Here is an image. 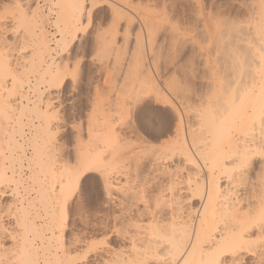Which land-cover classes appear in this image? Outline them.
I'll return each mask as SVG.
<instances>
[{
    "label": "snow or ice",
    "instance_id": "obj_1",
    "mask_svg": "<svg viewBox=\"0 0 264 264\" xmlns=\"http://www.w3.org/2000/svg\"><path fill=\"white\" fill-rule=\"evenodd\" d=\"M33 2L35 10L29 9L24 13L15 27L11 26L7 16L3 21V26L9 29L5 39L15 33L24 59L13 69L10 63L5 62L4 54L0 53V77L4 78L5 86L8 81L13 83L7 98L0 94V132L4 134L3 143H0V161L3 164L0 168V215L11 216L15 211L18 226L26 230L34 214L47 211L45 219L58 224V228L53 227V233L61 231L65 236L68 222L75 219L81 228L77 230L73 226L72 239L77 242V252L83 254V264H92L93 255L104 251L107 245L118 247L114 244L118 237L122 236L126 241L134 227L128 221L134 220L138 212L145 215L151 212L153 218L159 216L162 223H158L152 232L157 241L163 243L156 254L152 253L150 244L147 248L141 245L143 258L134 259L131 264H159L161 256L163 264H264V195L259 197L258 204L250 201L246 212L241 206L239 212L244 213L243 217L231 214L230 210L228 214L221 212L219 221L215 214L208 221L202 219L197 211L195 218H201L199 228L193 226L189 230L185 226L182 233H177L175 229L169 233V214L175 217L178 210L182 214L187 207L185 197L176 199L178 188L175 177L182 179L184 172L191 174L197 168L201 169L198 175H203L204 166L200 161L207 163L209 159V153L200 149L195 138L183 154V159L191 167L182 168L178 173L163 174L156 172L155 164L147 172L138 168L137 182L132 186V192L126 191L123 197L130 204L115 209V225L109 216L104 238L89 241L82 234L94 227L91 209L95 206L97 195L107 192L111 196L109 166L121 156L128 155L125 142L119 135V127L126 121L117 123L111 107L112 101L124 94V86L118 84L113 88H102L94 79L98 66L103 63L101 38L106 37L113 28L117 32L123 31L124 23L117 21L114 15H98L105 7L104 0H92L91 5L88 0ZM189 4L191 0H154L148 7L164 17L159 30L165 35L160 63L167 57L171 61L170 72L181 64L191 66L193 76L186 80V87L189 93L200 99L197 114L202 126L208 124L213 129L209 134L213 136L212 147L217 157L209 169L212 175H204L205 185L201 194V199L207 197L211 203L212 189L217 186L215 163L219 157H223L224 167L230 170L226 173L230 186L232 181L239 179L245 185L251 182L254 190L257 184L264 187V11L257 24V38L250 43V47L259 48V55L249 60L246 53L238 52L237 56L241 57L239 62L233 56L221 67L217 53V66L213 68L211 63L207 66L202 61L197 64L196 55H203L205 48L211 55L215 46L211 25H218L220 21L215 16L205 18L195 11V5L190 11ZM261 6L264 9V0H261ZM49 9L55 15L45 17ZM53 20L55 27L50 28ZM202 23L208 25V30L201 28ZM48 31L54 32L57 40L59 63L56 65H48V56L44 52L47 41L40 43V52L37 53L35 39L29 40L30 34L40 36ZM21 36L24 41L22 45ZM169 36L172 37L171 44ZM144 45L143 56L147 57V38ZM201 67L204 69L203 79L200 76ZM237 72L241 77L238 83L235 81ZM41 76L45 83L40 87L45 95L40 97L37 112L16 115L11 97V93L17 90L16 82H19V91L23 94L25 79L30 84L33 77L39 81ZM244 76L251 80V84L245 82ZM49 96L52 99L45 108L43 100ZM126 105L129 118L134 115L137 125L146 135L170 129L172 120L167 113L140 106L133 113L131 99L126 101ZM102 112L107 119H101ZM120 115L123 116V113ZM30 119L41 122V132L35 139L29 134L27 121ZM216 125L222 129L219 133L215 131ZM249 136L251 139H248ZM225 152L227 155H224ZM9 171L11 177L8 176ZM254 171L259 173L258 180L252 179ZM92 173L96 176L92 177ZM169 176L173 178L169 179ZM41 177L42 180L39 179ZM90 178L96 179L95 185H89ZM38 180L43 207L36 205ZM191 183L189 175L188 184L191 186ZM21 209H26L27 215H22ZM204 215L207 216V212ZM220 222L224 224L223 229L219 227ZM206 223L209 228L202 235ZM100 226L97 220L95 227ZM238 226L242 227L238 230ZM14 239L27 252L28 241L21 243L20 237ZM31 243L36 255L28 253L22 257L20 264H65L60 260L41 261L39 241ZM132 247L136 249L135 243Z\"/></svg>",
    "mask_w": 264,
    "mask_h": 264
},
{
    "label": "bare ground",
    "instance_id": "obj_2",
    "mask_svg": "<svg viewBox=\"0 0 264 264\" xmlns=\"http://www.w3.org/2000/svg\"><path fill=\"white\" fill-rule=\"evenodd\" d=\"M31 2H32L31 0H24V3L26 5H30ZM261 13H262V11L260 12V14ZM217 17H218V15H217ZM214 25L215 24L211 25V34H212V38L215 42V46L212 49L211 55H209L207 48H205L203 55L198 54V58L200 57V60L203 62L204 66H207L209 63H211L213 68H215L217 66V53H219V64L221 67L225 64L226 61L230 60V57H233V56H236L237 62H239L241 57L237 56L238 52L246 53L247 59H249V60L252 58V56H258L259 55V48L258 47H256V46L250 47V43L252 42V40L254 38H257V27L252 25L253 27L249 28V27L245 26L244 30H241L238 32L236 30L235 31L233 30L234 34L231 33V35L232 34L233 35L228 37L229 38V41H227L228 44L224 45L225 43L222 41L224 43L222 45V43L219 41L220 39H217L216 30L214 28ZM233 27H234V25H233ZM239 27H241V26H239ZM201 28L204 30H208V25L203 23ZM222 29H224V28H222ZM220 30H221V28H220ZM229 30H231V29H229ZM235 32H237V33H235ZM42 37H45V36H42ZM42 37H39L38 42L35 43L37 53L40 52V47H39L40 43L44 42V39ZM225 37H227V36L225 35ZM1 40H0V53L4 54V56L6 57L5 62L10 63L11 68L15 69L16 65L18 64L17 58L15 56H13L12 49L10 47L6 46L4 43H2ZM225 40H228V39H225ZM44 49H47V44H46V47ZM38 62H39V56L37 58V63ZM137 64H138V62H137ZM132 65H133V62H132ZM139 68H140V66H139ZM201 69H203V67H201ZM188 72L189 73L186 74V77L184 76L183 77L184 79H182V81L180 80V83H179V80H177V81L176 80H174V81L170 80V82H169L167 79H165L166 81L164 82V84L166 85V88H167L166 91L164 90L165 87L162 88L163 90L161 88L159 89L157 84L154 83L155 85H154V87L151 88V90L153 88H155V89L158 88L157 91L155 89H153L152 90L153 92H154V90L156 91L153 93L149 90L150 93L149 92L148 93L150 96H148V94L145 95V92L148 91V89L146 87L149 88L150 85L153 84V83H151L149 86H146V84H145V86H146L145 88L147 90L144 88V91H142V92H144L145 96H142L143 95L142 92H140L142 95L141 94L139 95V92H137L138 94L137 93H135V94L131 93L130 95H128V97H127L128 99L124 98L125 101L131 99L132 104L134 106V108L132 107V110L134 109L133 113L135 112V109L137 106L147 108V109H158L161 112L167 113L169 118L172 120V122L170 125V129H165L162 131H153L150 134L151 136L146 135L143 131L140 130L139 126L137 125V123L135 121L134 115H133L132 119L130 118L131 121H130V123L127 124V126L130 124L128 127L126 126L127 122L124 123L125 126L127 127L126 129H129L135 135L137 134V136L139 138L143 137V135H145V136H147L146 139H148L149 138L148 136H150V138L153 137L154 140H157L155 142L156 143L159 142L160 145H158V147H154V148H152L154 146V145H152V147L149 148L148 150L143 151V153L140 152L139 154H136L133 157L121 156L118 161L112 163L109 166V170H108L109 176H110L111 196L109 197L107 192H104L102 194V196L104 198V202L106 205L114 204L118 208H122L126 203L130 204V201L126 200L123 197H125L126 191L132 192V186L134 184H136V182H137V170H138V168H143V170H144V167L148 166V168L150 170L153 168V166L155 164L156 165V172L163 174V173H173V172L178 173V172H180V170L182 168L191 167V165H188L187 161L183 159V154L187 152V145L192 144L193 139L195 138L196 142L200 146V149L205 150L209 153V159H208L207 163H205L203 160L200 161V164H202L204 166L203 167V175H198V173H200L201 169L197 168L191 174H189L188 172H184L182 179L180 176L175 177V186L178 188V191L175 194L176 199L180 200L181 197H185L187 200V207H186V211H184L182 214L178 210V214L175 217H173L171 214H169V216H168V227H169V233L170 234H171V231L173 229H175V231L177 233H182L185 226L189 230H191L193 226H195L196 228H199L201 218L210 221L214 214L216 215L217 221H219L220 220L219 214L221 212L228 214L231 210V214H233V215L239 214L241 217H243L244 213L239 212V209L241 208V206L244 207L245 212H246L250 206V204H249L250 201L252 202V204H258L259 203V197L264 195V187H261L259 184H257V187L254 190L251 182H248L247 185H245V184H242L239 181V179H237L235 181H232L231 186H230L229 180H228V175H226V173H228L230 170L224 167L223 157H219L218 162L215 163V173H216L215 179H216V185L217 186L213 187V189H212V201L210 203L207 197H205L204 199H201V194L204 191V185H205L204 175H208V176L212 175L209 169L213 166V160H214V158L217 157V154L214 152L213 147H212L213 136L209 134L210 131H212L213 129L210 128L208 124H203V126H202V121L197 114V109L200 105V99L198 98L197 95L189 93V91L186 87V80H188L189 78H191L193 76L191 70H188ZM130 74H131V72H130ZM126 78H127V76H126ZM201 79H203V76H201ZM240 79H241L240 73L237 72L235 74V81L238 83ZM244 80L246 83L251 84V80L247 76H244ZM257 80L259 81V77H257ZM16 83H17V88H19V82L17 81ZM43 83H45V81L43 80V77L41 76L40 80L37 81V84H34L36 86L32 87V90H33V88L35 91L38 90V84H43ZM147 83L149 84L150 82H147ZM8 85H10V86L8 87ZM143 85H141V86H143ZM141 86H140V89H141ZM12 87H13L12 82L9 81V83H7L5 86L4 78L0 77V94H2L3 96L5 94L10 95V90L12 89ZM110 87H111V85H110ZM218 87H219V84L217 83V88ZM137 88H138V86H137ZM151 93H153V94L151 95ZM5 98H7V97L5 96ZM106 99H107V97H106ZM145 99H150L151 101H149V103H146L147 101L144 102ZM118 100H121V98L118 99L116 97L112 101V105H111L112 108H114V106H116V109H117V106H118V105H116L117 103L120 105L122 103H124L123 99H122L123 101L121 100L122 102L120 101L121 103ZM28 101H30V100L27 99V102ZM25 104H26V102H25ZM123 106L127 107V105L122 104L120 106L121 111L124 109ZM26 107L32 108L31 110H29V112L30 111L32 112V110H34V108H36V106L32 107V106H27L24 104L22 105V103H21L20 108H22V110ZM120 107L118 106V108H120ZM19 115H20V113H19ZM119 115H117V118L121 117V116L118 117ZM105 117L106 116H104V113L102 112V119L104 120ZM127 117H128V115H127ZM33 127H35V129H36V126H33ZM119 129H121V128H119ZM37 130H39V129H37ZM215 131L217 133H219L220 131H222V129L220 128L219 125H216ZM123 132H121L120 134H125ZM38 134H39V132H38ZM162 139H164V141ZM165 139H167V140H165ZM248 139H251V136H249ZM147 142H148V144H150L149 145V147H150L151 142H154V141H150V139H149V140H147ZM0 143H2L1 134H0ZM241 143L243 146V139H242ZM127 147H128V145H127ZM224 155H227V152H225ZM130 159H132V161H133V168H134L133 173H128L129 171L128 172L126 171L127 170L126 169L127 164L124 163V161L129 162ZM160 161L161 162L165 161L168 163L170 162L172 164H171V166L168 165L166 167V165H165L163 167V164H161ZM1 163H0V168L3 167V164H1ZM131 165H132V163H131ZM129 169H130V167H129ZM145 172H147V170ZM189 175H191V180H192L191 186L188 184ZM8 176L11 177L12 173H10ZM221 177H223L222 180H221ZM258 177H259V173L254 171L252 173V179L258 180ZM112 178L115 180L114 181L111 180ZM168 178L172 179L173 177L169 176ZM153 179L154 180L156 179L155 174L153 175ZM197 180L199 181L198 184H197ZM181 185H183V186L181 187ZM220 185H222V186H220ZM36 191H37V189H36ZM37 192H39V191H37ZM169 195H171V193H169ZM38 197H39V200L41 201V193ZM40 201H38V202H40ZM5 209H7V208H5ZM197 211H199L201 213V218H195ZM205 212H207V216L204 215ZM12 213L14 215H16L15 211H13ZM21 214L27 215L26 209H21ZM106 215H108V214H106ZM110 215L112 217V223H113V225H115V221H116L115 213H112V214L110 213ZM1 217H2V215H0V264H20V260L22 259V257L27 255L28 253H31V255L35 256L36 250L32 247L31 242L38 239L41 236V234H42L40 231L41 229H39V227H38L40 224L36 225L34 220H33V217H32V219L30 221H28L27 228L25 230V229L20 228L18 226L19 222L15 219L16 228L14 227L15 229L9 230L7 228V226H5V224L2 222ZM108 219H109V217H108ZM108 219L104 222L102 221L103 222L102 224H104V231L106 230V224H107ZM128 223L134 225L132 233H129L126 241L124 240V238L122 236L118 237L117 238L118 247H113V246H109V245H107L105 247L104 251H102V264H131V262L134 259L140 260L143 258V250L141 249V245H143L145 248H147V247H149V244H150L151 249H152V253L156 254L158 252L160 244H162L163 242L157 241L155 235L152 232V229L154 227H156V225L158 223H162L159 216H156L155 218H153V215L151 212L147 213L146 215L138 212L136 215V218L134 220L128 221ZM49 225H46V226H49ZM53 226L58 228V224H53ZM135 226H138V227H135ZM219 227L221 229L224 228L223 222L219 223ZM239 227H242V226H238V230H239ZM208 228H209V225L206 223L204 226V232L202 233V235L206 234ZM48 229H51V228H48ZM42 231H44V230H42ZM49 231H52V230H49ZM62 234H63V232H61V231H57L56 233H53V231H52L51 236L54 235L56 239L61 240ZM109 235H111V233H109ZM257 235H258V229H257ZM15 237H20L21 243L23 241H28L27 252L22 250V248L17 244V240L14 239ZM43 238H44V236H42L41 239H43ZM48 239L50 240V238H48ZM185 239H187V237H185ZM5 240H10L11 243L6 245ZM49 240H47V242H49ZM40 241H39V243H41V248H43L49 244V243L47 245L45 244V246H44L43 243ZM70 241H72V240H70ZM73 242L76 244V241H73ZM74 243H72V244H74ZM133 243H135V245H136L135 250L132 247ZM57 247H58V245H57ZM57 247H56V249L61 248V252H57L56 250L54 252H52L51 258L54 257L52 261L60 260V261H64L65 263L71 262L72 257L70 256L71 254L69 255V249L67 247H64V245L61 243V241H60L59 248H57ZM164 255H166V253H164ZM46 258H47V256H46ZM159 264H163L162 256H161Z\"/></svg>",
    "mask_w": 264,
    "mask_h": 264
},
{
    "label": "rangeland",
    "instance_id": "obj_3",
    "mask_svg": "<svg viewBox=\"0 0 264 264\" xmlns=\"http://www.w3.org/2000/svg\"><path fill=\"white\" fill-rule=\"evenodd\" d=\"M31 1L32 2L30 5H26L24 3V0H0V38L2 39V40L1 39L0 40L6 46H8L12 49L13 56H15L17 58L18 63H21L23 61L24 57L21 55L20 47L17 46L16 35L13 32L9 39H5V35H6V33H8L9 29H6L2 23L4 21L5 16H7V17H9V22H10L11 26L15 27L17 20L22 18L24 13L28 12L29 9L35 10V3L33 2V0H31ZM38 2H40L42 4L43 3H51L52 0H38ZM88 2L91 5L92 0H88ZM153 2H154V0H104L105 7L102 10H100L98 13L99 16L107 15L108 17H112L114 15L117 21L122 20L124 23L123 31L117 32L116 29L113 28L111 30V32L106 37L101 38V44L103 45V48H104V52L102 55L103 63L101 66H98L95 77H94L95 81L98 84H100V86L102 88L103 87L113 88V87H116L119 83H120L119 85L124 86V94H122V96L118 95L117 96L118 99H120V98H121V100L122 99L124 100V98L128 99L127 97L131 93L135 94V93L139 92V95H140L141 94L140 92L144 91V88L146 86H149L151 83H153V84L150 85V87H149L150 89L148 87H146L148 89V91H146L147 89L145 88L146 89L145 95L148 94V96H150L149 95L150 91L153 92L152 90L155 89V88H153L151 90V88L154 87L155 84H157L159 89L160 88L162 89L165 87L164 90L166 91L167 88H166V85L164 84V82L166 81L165 79H167L169 82H170V80H173V81L179 80V83H180V80L182 81V79H184L183 77L184 76L186 77V74L189 73L188 70H191V66H189L187 64H181L178 69L172 68V70L170 72L169 68L171 67V61L167 57H165L164 62L162 64L160 63V50L164 46L165 35L162 34L159 30L161 29V26L163 24L164 17H163L162 13L157 14L148 7ZM243 2H244V6L241 7V0H191V4H189L188 7H189V10L192 11L193 10L192 5H195L196 6L195 11L202 13L205 18L212 17V16L217 17V15H218L217 18L220 19L219 20L220 24L214 25V28L216 30V36H217V39H220L219 41L222 43V45L224 43H225L224 45H226V44H228L227 41H229L228 37L232 36L234 34L233 32L235 30L237 32L244 30V27L245 26L249 27V24H251V27H253V26L257 27L258 21L261 18L260 12L264 11V9H262V6H261V0H255V1L254 0H249V1L243 0ZM49 15L54 16L55 13L51 9H49V11L47 13H45V17H47ZM231 23L234 25V27ZM202 24H201V26H202ZM239 26H241V27H239ZM54 27H55V21L53 20V23L50 25V28H54ZM220 28H221V30H220ZM222 28H224V29H222ZM229 29H231L232 31ZM237 32H235V33H237ZM231 33H233V34L231 35ZM225 35L227 37H225ZM42 36H45V37H42ZM39 37H42L44 39V41H47V49H44V52L47 53V56H48V65H56L57 63H59V58L56 55L57 40H56L55 33L48 31V32L42 33L41 36H36L33 33V34L29 35V40L35 39V43H36V42H38ZM145 38H147V49H148V56L147 57L143 56V50H144V46H145L144 45ZM225 39H228V40H225ZM168 40H169V43L171 44L172 37L169 36ZM23 42H24L23 36H21L20 44L22 45ZM153 49H155V54L153 53ZM190 55H191V52H190ZM30 57H31V53L29 54V59H30ZM149 59L151 60V63H149ZM196 61H197V64H199L201 62L200 57L198 58V54L196 55ZM132 62H133V65H132ZM137 62H138V64H137ZM109 64L111 65V67H109ZM139 66L141 69L139 68ZM177 71H179V75H177ZM203 71H204V69L200 68V75L201 76H203ZM130 72H131V74H130ZM192 74H193V72H192ZM126 76H127V78H126ZM36 80L37 79L35 77H33L31 83L29 84L28 80L25 79L23 94L20 93L19 88H17V90H16L17 93L16 92H14V94L11 93V97H12V101H13L12 107L15 110L16 115H19V113H21V112H26V111L29 112V110L32 109V108L26 107L22 110V108H20L21 103H22V105L24 104V105L32 106V107L36 106V108H34L35 111L32 110V112L31 111L30 112L33 114H35L37 112L38 106L41 102L40 97L44 96L45 92L40 87V84H38V90L35 91L34 88L32 90V87L36 86L34 84H37ZM147 82H150V83L148 84ZM7 83H9V81ZM145 84H146V86H145ZM110 85H111V87H110ZM141 85H143V86H141ZM9 86L10 85H8V87ZM137 86H138V88H137ZM140 86H141V89H140ZM94 89H95V85H93V90ZM157 89H155V90L157 91ZM155 90H154V92H156ZM153 93H151V95ZM142 94H141L142 96H145L144 92H142ZM7 95L5 94L4 97L9 96V95L8 96ZM53 96H54V94H53ZM56 98L58 99V97H56ZM27 99L31 101V104H30V101L27 102ZM51 99H52V96H49V98L43 100V104H44L45 108L48 107ZM121 100H118V101L120 102ZM126 101L124 100V103H122V104L126 105ZM149 101H151V100L150 99L144 100V102H146V103H149ZM25 102H26V104H25ZM116 105H118L119 107L121 106L118 103ZM118 106H117V109H116V106H114V108L116 110L114 108H112L113 113H115L114 118L117 119L116 120L117 123H119L121 120L126 121L127 122L126 126H127V124L130 123V121H131L129 118V108H127L126 106H125L126 107L125 108L123 106L124 109L121 111V107L118 108ZM132 107L134 108L133 104H132ZM121 112L123 113V116L119 115ZM117 115H119L118 117H120V116L121 117L117 118ZM127 115H128V117H127ZM132 118H133V116L131 117V119ZM101 119H102V113H101ZM104 119H107V118L105 117ZM27 123L29 125L30 136L33 139L37 138L41 132V128H39L40 123H41L40 120L36 119L33 122L30 119L29 122L27 121ZM123 125L121 124L119 127V128H121V129H119V135L122 137V140L125 142V146H126L125 148L128 149L127 157H133L136 154H139L140 152L143 153V151H146L149 148H151L152 145H154L152 148L158 147V145H160L159 142L158 143L155 142L157 140H154L153 137L150 138L151 135L148 136L149 137L148 139H146L147 136H145V135H143V137L139 138L137 136V134L135 135L129 129H126L130 124L127 127L125 126L124 123H123ZM33 126H36V129ZM37 129H39V130H37ZM38 132H39V134H38ZM121 132H123L125 134H120ZM0 134L2 136V143H3L4 134L1 132H0ZM149 139H150V141L155 142V143L151 142L150 147H149L150 144H148V142H147V140H149ZM162 140L164 141V139H162ZM165 140H167V139H165ZM5 145L6 144H4V147H7V145L6 146ZM127 145H128V147H127ZM130 160H129L130 163H128L126 165L127 170L126 169L125 170L127 172L129 171L128 173H133V171H134L133 170L134 169L133 168V161H132V159H130ZM1 162L2 161H0V163ZM131 163H132V165H131ZM160 163L163 164V167L165 165H166V167L168 165L171 166V164H172L170 162L168 163L165 161H162V162L160 161ZM129 167H130V169H129ZM146 170L147 171L149 170L148 166L144 167V171H146ZM10 173H11V171L8 172V175ZM91 176L95 177L96 174L92 173ZM39 179L42 180V177ZM111 180L114 181L115 179L112 178ZM88 183H89V185H95L96 179L90 178ZM40 187H41V184L38 180L36 183L37 191H39ZM37 191H36V205L38 207H43V205L40 202H38V201H40L39 197H38L40 195V191L39 192H37ZM114 208L116 209L118 207L115 206L114 204L106 205L104 202L103 196L97 195L95 206H94V208L91 209V216H92L94 227L92 230H90L86 233H82L83 235H86L88 237L89 241H91L93 239H101V240L103 239L102 236H103L105 231H104V224H102V223L108 219L110 213L111 214L115 213ZM6 210L7 209H5V211ZM106 214H108V215H106ZM47 216H48L47 211L40 212L39 214H34L32 216L35 224L36 225L40 224L38 227H39V229H41L40 231L42 233L41 236L36 240H38V241L41 240L40 242H42L44 246H45V244L46 245L48 243L50 244V245L48 244L47 246L43 247L45 249L44 250L43 248H41V243H39L40 244L39 245V259L41 261H47V260L51 259V261H52L54 257L51 258V256H52L51 253L54 252L55 250L57 251L56 247L58 245L57 248H59L60 241H61V243L64 245V247H67L69 249V255L71 254L70 256L72 257L71 262H68L65 264H83V254H82V252L81 253L77 252L76 244L73 242V239L71 238L74 235L73 226H75L77 230H80L81 225L75 219L70 220L68 222L67 228H66L67 236H65L63 233L62 234L63 239L61 238V240H59V239H56L54 235L51 236L52 231H49V230H52L54 226H53L50 219H47V220L45 219V217H47ZM1 219H2V222L5 224V226H7V228L9 230L10 229L13 230L16 228V226H15V215L13 213L11 216L2 215ZM97 220H99V222H100V225H101L100 227H95V222ZM46 225H49V226H46ZM48 228H51V229H48ZM42 230H44V231H42ZM42 236H44L43 239H41ZM48 238H50V240ZM47 240H49V242H47ZM70 240H72V241H70ZM65 241H67V244L65 243ZM71 242L74 244H72ZM10 243H11L10 240H5L6 245L10 244ZM114 244L117 245L118 240L114 241ZM109 246H113V245L110 244ZM58 252H61V248H59ZM46 256H47V258H46ZM97 261L99 262V264H102V252H96L93 255L92 264H97Z\"/></svg>",
    "mask_w": 264,
    "mask_h": 264
}]
</instances>
